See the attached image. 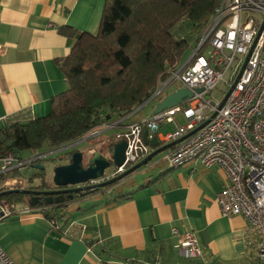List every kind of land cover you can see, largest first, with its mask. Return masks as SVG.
<instances>
[{
    "label": "crops",
    "instance_id": "1",
    "mask_svg": "<svg viewBox=\"0 0 264 264\" xmlns=\"http://www.w3.org/2000/svg\"><path fill=\"white\" fill-rule=\"evenodd\" d=\"M104 3L0 0V125L48 113L52 98L66 88L61 63L76 38L68 30L95 32ZM132 113L124 124L146 118L132 120ZM169 126H160L157 146L167 144L160 138ZM110 129L115 135L120 128L94 130L88 140L103 143L111 135L98 137ZM129 181L127 190L115 192L113 185L68 201L55 228L43 206L15 204L0 221V245L16 264H146L148 257L153 264H263L246 219L220 211L216 195L227 178L219 166L152 162L118 184ZM174 229L193 232L200 254L186 256Z\"/></svg>",
    "mask_w": 264,
    "mask_h": 264
},
{
    "label": "built area",
    "instance_id": "2",
    "mask_svg": "<svg viewBox=\"0 0 264 264\" xmlns=\"http://www.w3.org/2000/svg\"><path fill=\"white\" fill-rule=\"evenodd\" d=\"M245 11L256 14V17L247 16L243 21ZM255 39L241 74L224 103L219 106ZM263 50L264 0H220L217 11L209 18L201 39L189 56L177 68L169 71L167 78L159 81L146 103L155 98L158 102L162 100L172 91L169 86L174 81L190 90L192 96L140 122L124 124V117L112 123H102L94 130L97 133L109 128H120L115 137L125 139L127 143L124 163L116 169V172H120L151 152L142 137L144 130H148L150 138L156 136L162 124H172L174 128L160 138L162 143L174 141L164 158L173 168L188 162H200L224 170L227 184L216 195L220 211L223 215L239 214L246 219L258 237L256 257L264 264ZM3 51L4 46L0 43V55ZM229 71L231 73L226 82V90L219 98L208 97ZM179 117L182 121H179ZM207 118L209 121L196 129ZM194 129L193 133L188 134ZM93 131L77 142L57 150L33 152L18 163L13 153H7L0 158V172L36 163L50 153L65 150L92 137ZM96 181L91 180L90 183ZM15 183L20 184L22 180L8 178L2 185L4 189L22 188L21 185L15 186ZM14 208V204L1 200L0 221L9 216ZM173 234L180 237L178 245L183 247L186 256L200 254L193 232L180 234L174 229ZM0 264H16L1 245Z\"/></svg>",
    "mask_w": 264,
    "mask_h": 264
},
{
    "label": "trees",
    "instance_id": "3",
    "mask_svg": "<svg viewBox=\"0 0 264 264\" xmlns=\"http://www.w3.org/2000/svg\"><path fill=\"white\" fill-rule=\"evenodd\" d=\"M219 4L220 0H105L95 32L68 30L76 38L61 63L66 88L52 98L48 113L0 125V157L23 150H57L145 104L159 81L187 58V50L198 43ZM114 139L111 135L106 141ZM9 171L12 178L17 176V167L2 171L0 183ZM35 174L43 175L38 170ZM0 200L26 204L28 195L11 193ZM42 212L54 228L64 216L62 208L44 207ZM147 259L146 264H153V257Z\"/></svg>",
    "mask_w": 264,
    "mask_h": 264
},
{
    "label": "water",
    "instance_id": "4",
    "mask_svg": "<svg viewBox=\"0 0 264 264\" xmlns=\"http://www.w3.org/2000/svg\"><path fill=\"white\" fill-rule=\"evenodd\" d=\"M262 25L263 24H261L260 26L258 34L260 33ZM258 34L256 36V39L258 37ZM256 39L251 45L243 61V64L239 70L238 75L236 76L234 82L232 83L228 91L225 93L222 100L220 101L219 106H221L224 103L231 89L233 88L236 80L241 74L246 64V61L250 55V52L254 46ZM197 90L200 91V88H198ZM191 96H192L191 91L188 90L186 87H178L177 89L172 90L170 93L164 96L162 100H160L155 105L153 113H157L173 105L180 104L181 102H183L184 100H186L187 98ZM213 115L214 113L211 115V117ZM208 121H209V118L203 121L196 129L200 128ZM196 129L189 132L188 134L193 133ZM185 136L183 138H185ZM142 137L146 144L150 145L151 147H155V149L151 150V152H149L145 157H143L138 162L124 168L120 173L116 174V171H114L116 175H114V173L110 175H105V171L110 166H113L115 169H117L118 167L123 165L124 160H125V150L127 146L125 139H114V140L105 141L103 143H100L99 147L101 149H94L89 143L85 145L83 150H76L72 152L69 161L65 163L57 164L53 168L52 180H53L54 185H57V186L68 185V184L70 185L87 184V185L77 186L75 188L63 189V190H46V189L38 190V189H31V188H26V187L10 188V189H4L0 191V197L6 194H11V193H22V194L31 195V197L27 200L26 204L29 207H34L36 205H41L40 203L42 202H39L38 200L40 195H49L51 198V195L53 194L61 195L63 193L68 192L70 193L68 195V199L72 201L73 192L79 195H83L85 194L86 190L92 191L94 189L103 188L104 186L111 185L116 182L118 183L121 180H123L124 177L130 175L131 173L137 171L141 167L147 165L149 161L156 154H158L159 152L163 150L168 149L174 143L173 141V142L164 144L162 146H157V142H158L157 137L153 135L149 138L148 130L143 131ZM86 140H88V138L85 139L84 141ZM29 166L33 168H39V169L43 168V166H41V164H38V163H32V164H29ZM111 175H114V176H111ZM91 180H97V181L95 183H90ZM52 201H53L52 198L51 200L45 199L43 203L47 205V204H50ZM58 201H59L58 199H55V202H58Z\"/></svg>",
    "mask_w": 264,
    "mask_h": 264
},
{
    "label": "rangeland",
    "instance_id": "5",
    "mask_svg": "<svg viewBox=\"0 0 264 264\" xmlns=\"http://www.w3.org/2000/svg\"><path fill=\"white\" fill-rule=\"evenodd\" d=\"M247 16L256 17V14H254L252 12H248V11L243 12V21L247 18ZM204 29H205V27L203 28V31H204ZM203 31H202V34H203ZM191 50H192L191 48L187 50V52H186L187 53V57L191 53ZM262 56L264 57V50L262 52ZM230 73L231 72L229 71L228 73H226L223 76V78H221V80H219L216 88H214L212 90L211 95L209 94L208 97L213 96L215 98H219L221 96V93L226 90V82L229 80V74ZM178 86H179V82L178 81H174L172 84H170L169 89L173 90V89L177 88ZM156 102H157V98H155V99L143 104L142 106L136 108L134 110V112L131 114V116H132L131 119L135 120V119H139V118H143V117H146V118L150 117L153 114V110H154V107L156 105ZM169 128L171 129L170 126H169ZM111 133H113L112 129L107 130L102 135H100L98 138L107 137L109 134L111 135ZM90 142H91V139L83 141L81 143H77V144H75L74 146H72V147H70L68 149H65V150H62V151H58V152H53V153H50V154L46 155L39 162H37L38 164H41V166H43L42 169L33 168V167H30L29 165H20V166H18L17 167L18 171H17V174H16L17 176L13 177V178H17V179L20 178L22 180V183H20V184L19 183H15V186L16 185H21V187L27 186L28 188H31V187L47 188V187L51 186L52 183H53V180H52L53 168L57 164H61V163L67 162L69 160L70 153L73 150H83L85 145L89 144ZM90 144H91V146L94 149H101L99 147V144H92V143H90ZM7 153H11V152H7ZM7 153H3L2 156H4ZM165 154H166V150H163V151L159 152L158 154H156L149 161V163L156 162L158 167H162V166H165L166 164H169V162L166 159H162ZM15 156H16V163H18L20 160L30 156V153H29V150L17 151L15 153ZM147 165H145V166H143L141 168H144ZM37 170L41 171L44 176L35 174L37 172ZM6 175H7L8 178H12V176H13L11 171H9ZM129 176L130 175L126 176L120 182L127 180V178ZM134 176H136V175H134ZM135 178L138 179L139 177H135ZM130 182L131 181L125 182L123 184H118V183L114 184V186H115V190L114 191L115 192L116 191L119 192V191H123L125 189L127 190L130 187V185H131ZM2 183L3 182L0 183V188H3ZM119 185H121V186H119ZM8 203H10V202H8ZM81 203L80 202L79 203L78 202L74 203L72 206H70L69 211H71V210L74 211V208L78 207V204H81ZM22 205H25V202H17L16 206L19 207V206H22Z\"/></svg>",
    "mask_w": 264,
    "mask_h": 264
},
{
    "label": "flooded vegetation",
    "instance_id": "6",
    "mask_svg": "<svg viewBox=\"0 0 264 264\" xmlns=\"http://www.w3.org/2000/svg\"><path fill=\"white\" fill-rule=\"evenodd\" d=\"M69 161V160H68ZM108 170V171H107ZM105 171V175H110V174H113L114 171H116V169L113 167V166H110L108 169ZM121 172V171H120ZM120 172H116V174L120 173ZM114 173V175H116ZM114 175H111V176H114ZM125 178V177H124ZM117 183V182H116ZM114 183V184H116ZM114 184H111V185H107V186H104L103 188H108L109 186H113ZM82 185H87V184H75V185H54V183H52L51 186L47 187V188H32V189H38V190H63V189H71V188H75L77 186H82ZM26 188H28L27 186H24ZM85 192V191H84ZM70 193H63V194H53L51 195V198H52V202L50 204H44L43 201L46 199V200H51L50 196L49 195H40L39 196V202H42L40 203L41 206H44V207H53V208H61L64 204H66L68 201H70L68 199V195ZM73 194V199H77V198H80L78 196H83V195H79L75 192L72 193ZM77 196V197H75ZM31 197V195H28V199ZM55 199H58L59 201L58 202H55Z\"/></svg>",
    "mask_w": 264,
    "mask_h": 264
}]
</instances>
